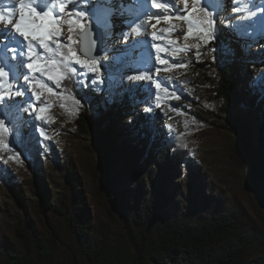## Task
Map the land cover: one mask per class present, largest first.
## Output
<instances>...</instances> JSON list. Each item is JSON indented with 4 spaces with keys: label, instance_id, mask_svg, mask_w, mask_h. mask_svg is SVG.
Instances as JSON below:
<instances>
[{
    "label": "rangeland",
    "instance_id": "374dc122",
    "mask_svg": "<svg viewBox=\"0 0 264 264\" xmlns=\"http://www.w3.org/2000/svg\"><path fill=\"white\" fill-rule=\"evenodd\" d=\"M1 1L0 8L3 9L19 3V0ZM157 2L163 3L164 0ZM187 2L190 9L194 0ZM177 3L180 8L184 7V0H177ZM225 4L217 26L223 25L229 39L227 46L216 47L214 41L204 45L195 35L185 39L188 29L186 21L173 18L171 22L161 19L157 23L154 17L149 19L155 9H152L146 0H90L89 7L95 12L94 21L100 27L113 32L107 37L103 34V53L108 56L107 61H100L104 82L92 83L96 74H79L83 72L79 65H74L78 74L62 80L59 88L45 78L43 82L53 88V93L37 86L40 100L35 101V104L37 112L40 107L47 109L44 113L46 122L37 121L35 115H27L25 109H29V106L22 103L16 119V127L22 129V139L20 133L13 134L14 129L7 123L5 127H8L9 131L0 130V137L3 138L4 144L8 145L0 146V205L10 214L17 210L14 195L4 182L5 175L9 174L15 186L24 192V200H27L38 225L57 232L59 246L56 252L63 254L64 262L72 255L79 257L74 233L64 220L48 210L46 205L42 206V211L36 206L40 201L37 192L47 188L49 192L54 193L58 191L57 186L64 182V177L55 168V161L75 164L82 179L80 192L88 208L92 230H106L113 239L123 233L119 218L110 211L102 193L98 158L82 126L84 118L94 121L101 117L106 121H115L118 131L122 133L120 142L126 139L125 132L131 131L133 126L139 128V131L143 129L146 134L150 129H154L153 137L157 147L167 140L178 139L184 144L190 163L206 177L208 185L216 188L228 199L240 200L250 216L264 230V208L256 201L246 183L245 170L238 153L240 148L236 144V127L242 122H250L256 144L260 137L257 127L261 121L264 122V31H261L256 23L261 12L258 11L255 18L244 19L249 16L250 11H254V6H264V0H247V8L245 0H225ZM144 10L148 11V15L136 20ZM159 11L162 15L169 14L165 9ZM67 18L65 15V19ZM13 19H19L18 8L14 11ZM249 23L255 24L257 28L251 29ZM3 26L0 24V27ZM134 27L139 28L140 36L132 31ZM153 32L164 37L155 43L168 49L167 52L160 53L161 57H167L166 66L159 65L155 59V50L150 49L149 45L141 47L136 43L141 40L151 41ZM68 35L67 25H64L65 40ZM73 37L78 41L73 45L77 55L91 62L92 59L77 50L80 43L77 30ZM226 50L228 54H225ZM62 51L66 53V49ZM130 51L133 53L131 57L126 55ZM149 53L152 56L151 65L159 67L160 71L156 72L152 67L148 74L155 82L163 81L160 89H156L153 83L151 93L147 89L149 81L127 79L133 74H145L143 60ZM245 53H249L253 58L246 60ZM53 58L60 59L58 55H53ZM226 58H235V74L240 77L242 83L247 85L252 82L255 88L262 89L257 104L231 106L230 113H226L222 108L224 101L205 86L203 75L209 71V63ZM105 63H112L116 67V70L110 69L111 75L104 73ZM247 63L249 68L244 72L242 67ZM39 80L37 76V81ZM37 81L33 83L36 84ZM117 81L120 82L118 86ZM156 92H159L158 97ZM15 99L19 102L26 97ZM77 100L79 104L76 103ZM33 120L34 126L31 125ZM40 130L45 132L46 139L40 136ZM26 137L32 140L29 146L23 142ZM31 145H37L38 158L31 150ZM39 160L41 166L38 165ZM167 160L169 163L173 162L171 152L168 153ZM150 171L153 174L157 172L154 164L150 165ZM177 173L175 179L167 185L170 191L173 187L179 189L175 202L182 203L188 195V167L180 164ZM144 181L149 183L148 178ZM116 186L118 190H134L135 182L125 179L119 174V169H116ZM35 209L39 210L40 216L35 214ZM168 210L173 211L174 204L170 205ZM263 252L264 231L253 243L247 257L253 258Z\"/></svg>",
    "mask_w": 264,
    "mask_h": 264
},
{
    "label": "trees",
    "instance_id": "16d2710c",
    "mask_svg": "<svg viewBox=\"0 0 264 264\" xmlns=\"http://www.w3.org/2000/svg\"><path fill=\"white\" fill-rule=\"evenodd\" d=\"M253 8L252 12H264V6ZM88 10V19H94L92 7ZM261 13L256 23L264 31ZM85 23L87 25V19ZM249 25L251 29L257 28L253 23ZM217 28L219 34L214 43L216 47H225L229 34L222 26ZM102 30L105 37L113 33L108 28L102 27ZM77 32L80 34L78 26ZM245 56L246 60L253 58L249 53ZM234 60L211 61L209 71L203 75L208 90L224 101L222 108L226 113H230L231 106L257 104L262 90L255 88L252 82L247 85L241 82L235 74ZM105 64L116 70L112 63ZM248 68L247 63L242 71ZM82 126L98 158L102 193L108 208L122 224V235L113 239L106 230H92L88 208L80 192L82 179L75 164L55 161V168L64 182L54 193L47 188L37 192L40 201L36 206L42 211V206L46 205L64 220L74 233L79 257L72 255L64 262L63 254L56 252L57 232L38 225L24 200V192L6 174L4 182L14 195L17 210L10 214L0 205V264H264V252L247 257L253 243L263 234V228L240 200L228 199L208 185L206 177L190 163L181 141L170 139L157 147L154 129L146 134L133 126L131 131L125 132L126 139L120 142L122 133L116 122L101 117L94 121L84 118ZM257 128L258 144L254 141L250 122H242L236 127V144L240 148L238 153L246 183L264 208V122L261 121ZM23 142L29 146L32 140L26 137ZM30 148L38 158L37 145ZM169 152L173 157L171 163L167 160ZM151 164L157 168L154 174L150 171ZM180 164H185L189 170L188 195L182 203L175 202L179 189L173 187L170 191L167 185L177 176ZM38 165L41 166L40 160ZM116 169L125 179L135 182L134 190L117 189ZM146 178L148 184L144 181ZM172 204L174 210L170 212L168 208ZM39 210L34 211L37 216H40Z\"/></svg>",
    "mask_w": 264,
    "mask_h": 264
},
{
    "label": "snow or ice",
    "instance_id": "6c2138e0",
    "mask_svg": "<svg viewBox=\"0 0 264 264\" xmlns=\"http://www.w3.org/2000/svg\"><path fill=\"white\" fill-rule=\"evenodd\" d=\"M146 2L152 9H155L151 12L149 19L154 17L157 23L161 19L171 22L173 18L186 21L188 29L185 39L195 35L196 38L203 41L204 45L216 40L219 34L218 19L226 7L225 0H194L190 9L187 0H184L183 8L179 7L177 0H164L163 3H158L157 0H146ZM89 4L90 0H19L18 5L8 9L0 8V24L4 25L0 27V130L8 132L9 128L5 127L7 123L14 129L13 134L20 133L22 139V129L16 127V119L22 103L28 104L31 109H25L27 115H35L37 121L46 122L44 113L47 109L40 107L37 112L35 104V101L40 100V93L36 91L37 86L53 93V88L43 82L45 78L59 88L62 80L69 78L70 75L78 74L74 65H79L83 69V72L79 74L86 75L89 72L96 74L92 83L104 82L101 76L100 61H107L108 56L89 62L81 59L73 47L75 43H78L73 37L77 26L80 32H84L85 20L87 19L88 26L92 23V20L88 19L90 17ZM17 8L19 19L14 20L13 14ZM245 8H247V0H245ZM160 9H165L169 14L162 15ZM65 15H67V19H65ZM146 15H148V11L144 10L136 17V20ZM261 15H264V12ZM256 16V12L250 11L249 16L244 19ZM64 25H67L69 33L66 40L63 36ZM172 30L175 31V28ZM132 31L137 36L141 34L138 27L132 28ZM163 39V35L153 32L151 41L141 40L136 43L141 47L149 45L150 49L155 50V59L159 65L166 66L167 57H161L160 53H165L168 49L166 46L161 47L155 43V41ZM125 43H127V38ZM63 49H66V53L62 51ZM225 54H228L227 50ZM53 55H58L60 59H54ZM126 55L131 57L133 53L130 51ZM173 58L175 59V57ZM151 60V53L143 60L145 74H133L127 77L132 81H149L147 85L149 93H151L153 83L156 89H160L163 82L153 81L152 76L148 74L152 67L156 72L160 71L159 67L151 65ZM213 60H215V56ZM179 66L183 67L184 65ZM103 69L106 75H111L108 64H104ZM37 76L40 78L39 81H37ZM34 81L37 83L34 84ZM119 83L117 81V86ZM155 95L158 97L159 92H156ZM15 97H26V99L18 102ZM41 103L43 102L41 101ZM76 103L79 104V101L77 100ZM40 136L47 138L43 130H40ZM0 146H8L4 144L2 137H0Z\"/></svg>",
    "mask_w": 264,
    "mask_h": 264
},
{
    "label": "water",
    "instance_id": "95a60500",
    "mask_svg": "<svg viewBox=\"0 0 264 264\" xmlns=\"http://www.w3.org/2000/svg\"><path fill=\"white\" fill-rule=\"evenodd\" d=\"M91 20V25H86L85 31L79 34V50L83 56L93 60L102 56L104 33L102 27L94 19Z\"/></svg>",
    "mask_w": 264,
    "mask_h": 264
},
{
    "label": "bare ground",
    "instance_id": "6f19581e",
    "mask_svg": "<svg viewBox=\"0 0 264 264\" xmlns=\"http://www.w3.org/2000/svg\"><path fill=\"white\" fill-rule=\"evenodd\" d=\"M135 1V0H134Z\"/></svg>",
    "mask_w": 264,
    "mask_h": 264
}]
</instances>
